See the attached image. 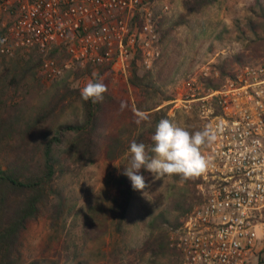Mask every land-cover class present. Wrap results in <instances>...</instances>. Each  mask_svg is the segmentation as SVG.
Instances as JSON below:
<instances>
[{
    "label": "built area",
    "instance_id": "2783aa9c",
    "mask_svg": "<svg viewBox=\"0 0 264 264\" xmlns=\"http://www.w3.org/2000/svg\"><path fill=\"white\" fill-rule=\"evenodd\" d=\"M170 12L160 0H0V54L36 51L49 83L75 66L128 76L138 56L148 70L162 57L160 23ZM219 77L202 66L171 102L214 136L202 154L211 163L199 176L201 201L172 243L181 264H249L264 248V57L207 89Z\"/></svg>",
    "mask_w": 264,
    "mask_h": 264
},
{
    "label": "trees",
    "instance_id": "16d2710c",
    "mask_svg": "<svg viewBox=\"0 0 264 264\" xmlns=\"http://www.w3.org/2000/svg\"><path fill=\"white\" fill-rule=\"evenodd\" d=\"M217 2L185 0L183 10L187 15L198 14ZM256 6L260 11L253 12V15L263 21L260 29L264 30V1L258 0ZM164 23L165 20L160 23L162 45L167 37L162 30ZM253 24L247 22L249 30H257ZM259 40L261 46L248 53L261 60L264 57V36ZM54 56L67 57L60 51H53L51 57ZM244 58L239 54L231 61L214 65L220 77L209 79L207 89H216L227 76H232L234 71L230 68L235 64H244ZM137 60L139 56L132 66V85L141 90L153 87L151 84L145 85L143 77L137 76ZM16 61V66L23 65L22 59ZM25 64L27 70L24 78L35 76L42 60L30 58ZM77 69L78 77L82 72L91 70L90 67ZM93 82H101L99 76ZM29 84V80H26L18 102L10 98L15 104L8 103L4 85H0V264H24L21 250L23 237L30 226L45 214L52 228L60 226L70 207L60 188V181L67 175H76L95 164L102 154L111 164L119 162L117 174L109 179L114 192L104 209L94 205L90 212L94 220H98L97 217L102 213L111 217L115 221L116 231L122 232L133 201L140 192L133 190L130 179L124 175V169L130 167V145L133 141L143 143L149 156H154L151 152L154 146L152 136L159 121L165 117L163 106H158L160 109L154 114L148 113L150 110H143L139 105L134 107L129 101L118 99L109 89L102 102L93 103L91 100L84 101L80 91L72 89L67 80L54 84L50 90H44L39 83V90L35 92L33 89L28 90ZM39 93L45 98L34 105L33 102L40 99ZM122 102L126 104L123 110L120 107ZM75 108L80 110L79 120L66 121L65 117ZM139 112L148 113V119L137 124ZM139 174L147 180L153 173L141 169ZM170 181L173 190L179 184L183 186L168 197L169 212L184 216L194 207L196 187L200 184L199 176L182 180L181 176L174 174L170 176ZM171 227L166 211L148 224V236L142 247V254L148 256L145 264H178L181 260V253L172 246L174 229ZM29 264L58 263L36 260ZM77 264L93 263L81 260Z\"/></svg>",
    "mask_w": 264,
    "mask_h": 264
},
{
    "label": "rangeland",
    "instance_id": "374dc122",
    "mask_svg": "<svg viewBox=\"0 0 264 264\" xmlns=\"http://www.w3.org/2000/svg\"><path fill=\"white\" fill-rule=\"evenodd\" d=\"M184 1L160 0V4L167 2L171 6V12L162 28L167 36L162 45V57L150 70L140 65L136 68L137 76L143 77L144 84H151L153 87L141 90L132 85L134 69L128 76H122L113 70L91 68L90 72L84 71L78 77L77 68L81 67L75 66L67 70L61 80L49 83L42 76L41 65L35 76L28 75L24 78L27 70L25 61L30 58L42 60L36 51H29L17 53L14 57L0 54V85H4L5 99L10 104L18 102L26 80L30 82L28 90L33 89L34 92L39 90V83L44 90H50L54 84L64 80L69 82L72 89L80 91L89 81L93 82L99 76L109 92L118 99L129 101L134 107L139 105L153 114L163 106L164 119L190 133L201 131L193 111H178L171 103L175 100L180 85L202 66L221 65L239 54L245 56L244 63L259 61L258 56L251 57L248 52L261 46L259 38L264 36V30L260 29L263 21L253 15V12L260 11L256 6L258 0H218L201 13L192 15L185 14ZM248 21L253 22L257 30H249ZM0 32H3L1 28ZM56 58L61 64L67 61L64 56ZM18 59L23 60L22 66H16ZM240 66L241 64H235L230 69L234 71ZM38 96L40 99L35 100L34 105L45 98L40 93ZM11 97L16 102L11 101ZM79 112L78 108L70 110L65 120L77 122ZM204 150L205 144L200 148L202 154ZM118 165L119 162L109 163L102 154L95 164L76 175H67L60 181V188L70 206L69 212L57 228H52L47 214L30 226L22 241L24 264L36 260L56 261L58 264H77L81 260H89L93 264H145L148 256L142 254V247L148 236L147 226L164 211L174 229L172 242L176 240L182 225L180 223L196 208L200 202V194L196 187L194 207L184 216L169 212L168 197L183 186L179 184L173 190L170 176L157 179L152 174L145 180L147 187L133 201L122 232L116 231L115 221L104 213L97 217L98 220H94L90 210L94 205L102 209L106 207L114 192L109 179L117 174ZM261 253L263 252L258 251L249 264H261ZM178 264H181V260Z\"/></svg>",
    "mask_w": 264,
    "mask_h": 264
},
{
    "label": "clouds",
    "instance_id": "9594fccd",
    "mask_svg": "<svg viewBox=\"0 0 264 264\" xmlns=\"http://www.w3.org/2000/svg\"><path fill=\"white\" fill-rule=\"evenodd\" d=\"M107 91L106 84L89 81L80 90V95L84 101L98 103L104 100ZM120 107L123 110L126 104L122 102ZM137 116V124L148 119L143 112L137 113ZM213 139L210 129L190 133L168 119H161L152 136L154 146L151 152L155 155L149 156L145 144L133 141L130 145V167L124 169V175L130 179L133 190L141 192L147 187L145 177L139 174L141 169L155 174L157 179L174 174L181 176L182 180L198 177L211 163L202 155L200 148Z\"/></svg>",
    "mask_w": 264,
    "mask_h": 264
},
{
    "label": "crops",
    "instance_id": "0c3cea01",
    "mask_svg": "<svg viewBox=\"0 0 264 264\" xmlns=\"http://www.w3.org/2000/svg\"><path fill=\"white\" fill-rule=\"evenodd\" d=\"M263 253H261V260H260V262H261V264H264V248H263V250H261ZM261 251H259V252H261ZM253 262L255 261V260H252Z\"/></svg>",
    "mask_w": 264,
    "mask_h": 264
}]
</instances>
